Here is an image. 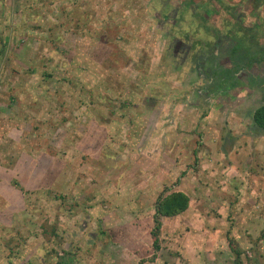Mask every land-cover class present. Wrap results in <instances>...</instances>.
<instances>
[{"label": "rangeland", "instance_id": "374dc122", "mask_svg": "<svg viewBox=\"0 0 264 264\" xmlns=\"http://www.w3.org/2000/svg\"><path fill=\"white\" fill-rule=\"evenodd\" d=\"M262 104L264 0H0V264H264Z\"/></svg>", "mask_w": 264, "mask_h": 264}, {"label": "crops", "instance_id": "0c3cea01", "mask_svg": "<svg viewBox=\"0 0 264 264\" xmlns=\"http://www.w3.org/2000/svg\"><path fill=\"white\" fill-rule=\"evenodd\" d=\"M161 105H158V106H155V105H152V106H150V105L149 106L148 105H146V106H144V105H139V106L138 105H134L133 107H130L129 109H126L127 112H130V113H127V117H128V122H127L128 123V128H127V131H130L129 130V125H131V123H130L131 121L135 122L136 124L139 125V122L142 119L141 116H139L140 112H142V113H147V112L149 113L150 112V113H158V114H160L161 108L163 109L165 114H167V109H168V111H170L172 113V115L174 114L176 116L175 119H173V121H172L174 123V127L178 125L179 127L184 128L183 127V120H182V118H179V116H178V115H180V112L182 111L181 105H178V102H176L175 104H169L168 106L166 105V103H163ZM187 112L194 113L193 110H190V111H187ZM131 113H133V114H131ZM152 116H153V114L150 115L149 119ZM94 119L95 120L92 121L93 123H91L92 127L96 126L97 123H98L97 120H96V117ZM122 119H124V116H122ZM178 119H180L182 121L179 123V122H177ZM164 129H166V122L164 124ZM137 130H138L139 136L137 137L136 141L140 142L143 139H145L146 136H145L144 132L142 133V127H139V129H137ZM259 130H261V129H259ZM130 143L131 142L129 141V144ZM134 149H135V151H138V148L136 146L134 147ZM126 150H127V152H129V148H126ZM130 153L134 154V152H130ZM245 158H250V160H251L253 157L245 156L244 159ZM255 159H258V158H255ZM255 172L257 173V172H263V171H255ZM49 173H51V172H49ZM246 174H248L247 170H245V177H246ZM255 176H257V175H255ZM258 180H260V177L258 179H256L254 176H252L251 181H249V182H248V179H245V184L242 185V194H244V199H242V208L243 207L250 208L248 205L252 206L253 204H255L256 201H254L255 197L253 196V194H255V193L256 194L264 193V184H261V186L259 187ZM242 181H243V179H242ZM261 181H263V180H261ZM250 182H251V184H250ZM250 186L252 188L249 189ZM263 200H264V197H263Z\"/></svg>", "mask_w": 264, "mask_h": 264}, {"label": "trees", "instance_id": "16d2710c", "mask_svg": "<svg viewBox=\"0 0 264 264\" xmlns=\"http://www.w3.org/2000/svg\"><path fill=\"white\" fill-rule=\"evenodd\" d=\"M259 1V0H257ZM253 122L256 128L264 131V106L257 108L253 113ZM189 197L180 191L163 192L155 202L153 214V227L150 231L154 252L159 250V231L161 229V217H175L187 210Z\"/></svg>", "mask_w": 264, "mask_h": 264}, {"label": "flooded vegetation", "instance_id": "af4514ba", "mask_svg": "<svg viewBox=\"0 0 264 264\" xmlns=\"http://www.w3.org/2000/svg\"><path fill=\"white\" fill-rule=\"evenodd\" d=\"M259 1H260V0H259ZM259 1L255 0V4L258 5V4H259ZM179 41L181 42L182 40H179ZM214 45H215L216 47L218 46L217 43H215ZM237 47H239V44H236L235 46H233V48H229V49H228V53L231 54L232 49L235 50ZM248 63H249V62H248ZM261 106H264V104L260 105L259 107H261Z\"/></svg>", "mask_w": 264, "mask_h": 264}]
</instances>
